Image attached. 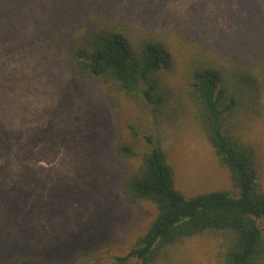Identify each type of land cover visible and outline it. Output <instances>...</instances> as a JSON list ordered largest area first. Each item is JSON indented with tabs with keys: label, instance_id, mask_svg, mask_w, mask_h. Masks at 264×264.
I'll return each instance as SVG.
<instances>
[{
	"label": "rangeland",
	"instance_id": "374dc122",
	"mask_svg": "<svg viewBox=\"0 0 264 264\" xmlns=\"http://www.w3.org/2000/svg\"><path fill=\"white\" fill-rule=\"evenodd\" d=\"M69 6L102 8L138 34L167 39L176 110L155 117L75 74L63 36L74 18ZM196 53L226 71L253 72L264 54V0H0V264H114L129 250L154 207L124 200L120 185L138 160L118 158L119 141L140 151L143 135H153L185 197L231 189L186 96L184 62ZM234 124L264 190V100ZM217 248L216 237L196 236L164 262L219 264Z\"/></svg>",
	"mask_w": 264,
	"mask_h": 264
},
{
	"label": "trees",
	"instance_id": "16d2710c",
	"mask_svg": "<svg viewBox=\"0 0 264 264\" xmlns=\"http://www.w3.org/2000/svg\"><path fill=\"white\" fill-rule=\"evenodd\" d=\"M74 9H67L74 18L63 34L72 71L141 102L155 117L174 112L168 80L175 61L169 41L138 34L102 8H79L77 13ZM254 68L226 71L201 53L184 62L187 99L218 163L228 172L230 190L185 197L175 187L173 169L151 134L143 135L144 150L128 141L115 145L118 158L138 160L120 185L124 200L150 203L154 216L114 264H165L172 248L201 235L218 239L219 264H264V190L253 150L232 125L237 114L256 112L264 100V54ZM131 133L139 135L133 129ZM10 264L49 263L19 259Z\"/></svg>",
	"mask_w": 264,
	"mask_h": 264
}]
</instances>
